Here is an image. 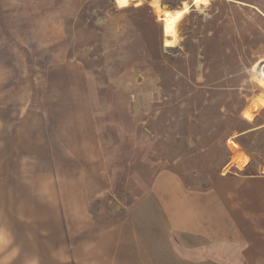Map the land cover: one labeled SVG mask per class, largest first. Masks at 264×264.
Returning <instances> with one entry per match:
<instances>
[{"label":"crops","instance_id":"0c3cea01","mask_svg":"<svg viewBox=\"0 0 264 264\" xmlns=\"http://www.w3.org/2000/svg\"><path fill=\"white\" fill-rule=\"evenodd\" d=\"M84 3L0 0V264H264V171L245 174L241 153L209 190L156 182L97 230L91 206L111 180L87 97L80 113L11 92L62 89Z\"/></svg>","mask_w":264,"mask_h":264},{"label":"rangeland","instance_id":"374dc122","mask_svg":"<svg viewBox=\"0 0 264 264\" xmlns=\"http://www.w3.org/2000/svg\"><path fill=\"white\" fill-rule=\"evenodd\" d=\"M185 5L167 37L164 13ZM66 51L74 64L57 75L62 89L11 92L87 97L111 180L91 206L97 230L123 220L156 182L204 192L239 153L245 174L264 171V0H85L66 24Z\"/></svg>","mask_w":264,"mask_h":264},{"label":"bare ground","instance_id":"6f19581e","mask_svg":"<svg viewBox=\"0 0 264 264\" xmlns=\"http://www.w3.org/2000/svg\"><path fill=\"white\" fill-rule=\"evenodd\" d=\"M139 0H117V3L120 7L125 8L127 7L131 2H136ZM188 11V6L185 5V7L176 12H165L164 17H165V33L167 37H176V27L179 21L183 18V16L187 13ZM174 42V41H173ZM171 41L167 42V45H172ZM171 47V46H170Z\"/></svg>","mask_w":264,"mask_h":264},{"label":"trees","instance_id":"16d2710c","mask_svg":"<svg viewBox=\"0 0 264 264\" xmlns=\"http://www.w3.org/2000/svg\"><path fill=\"white\" fill-rule=\"evenodd\" d=\"M162 47V46H161ZM164 52H166V51H169L170 53H172V52H175L174 50H173V48H167L166 50H163ZM174 55V53L173 54H171V55H169L170 57H172ZM173 58V57H172ZM208 65V64H207ZM210 66L208 65V68H209ZM212 71V70H211Z\"/></svg>","mask_w":264,"mask_h":264},{"label":"water","instance_id":"95a60500","mask_svg":"<svg viewBox=\"0 0 264 264\" xmlns=\"http://www.w3.org/2000/svg\"><path fill=\"white\" fill-rule=\"evenodd\" d=\"M162 20H164V18H162ZM164 27H165V23H164ZM165 29V28H164ZM164 33H165V31H164Z\"/></svg>","mask_w":264,"mask_h":264}]
</instances>
